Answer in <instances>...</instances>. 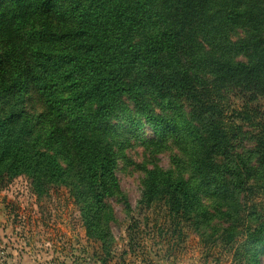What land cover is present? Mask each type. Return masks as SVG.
<instances>
[{
  "label": "trees",
  "instance_id": "16d2710c",
  "mask_svg": "<svg viewBox=\"0 0 264 264\" xmlns=\"http://www.w3.org/2000/svg\"><path fill=\"white\" fill-rule=\"evenodd\" d=\"M233 94L264 99V0H0V188L68 187L102 242L137 143L141 201L260 264L264 119Z\"/></svg>",
  "mask_w": 264,
  "mask_h": 264
},
{
  "label": "rangeland",
  "instance_id": "374dc122",
  "mask_svg": "<svg viewBox=\"0 0 264 264\" xmlns=\"http://www.w3.org/2000/svg\"><path fill=\"white\" fill-rule=\"evenodd\" d=\"M229 108L242 105L264 119V99L250 102L233 94ZM242 109V108H241ZM149 134L148 128H144ZM119 157L115 175L126 197L112 202L115 221L110 238L100 241L90 234L78 203L68 187L57 184L38 194L25 176L0 188V264H250L240 239L226 243L205 239L211 234L184 218L175 217L164 201H141L144 173L138 167L148 156L141 146L127 148ZM172 151L157 154L158 165L169 167ZM111 199V198H109ZM264 264V250L257 258Z\"/></svg>",
  "mask_w": 264,
  "mask_h": 264
}]
</instances>
